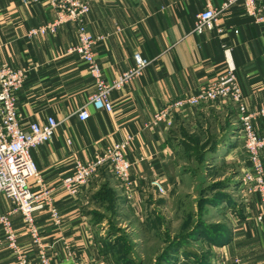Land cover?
I'll use <instances>...</instances> for the list:
<instances>
[{"label":"crops","instance_id":"obj_1","mask_svg":"<svg viewBox=\"0 0 264 264\" xmlns=\"http://www.w3.org/2000/svg\"><path fill=\"white\" fill-rule=\"evenodd\" d=\"M225 1L88 0L90 11L83 22L94 36L102 37L94 52L107 81L132 67L136 52L150 60L140 76L110 92L113 110L106 111L89 104L96 88L94 79L86 62L71 51L77 41V21L65 22L55 33L29 36L30 29L53 20L57 8L46 1L0 0L1 58L26 70L25 84L16 93L21 123H42L48 116L59 122L53 138L32 152L62 216L56 227L48 211L35 215L51 264H104L109 260L111 256L95 240V216L109 212L98 197L104 186L113 190L117 216L127 207L139 213L144 203L159 197L171 199L172 186L188 155L208 154L213 161L242 158L239 115L231 102L210 101L176 109L171 112L172 125H149L156 110L224 74L223 45L231 49L247 107H264V22H255L238 2L220 14L223 33L192 30L201 10L208 6L220 9ZM82 107L89 111L87 120L78 116ZM255 128L264 135V116L255 121ZM129 137L127 155L135 180L131 197L107 168L99 170L77 196L62 186L76 159L87 161L106 146ZM247 164L243 160V168ZM154 178L161 180L166 195H159L152 186ZM239 205L234 208L237 218L230 238L214 246L222 257L219 264H235L236 260L264 264V222L256 220L259 203L252 212L243 201ZM3 213L10 215L22 254L31 262L36 260L37 250L21 212L0 193ZM0 264H19L18 255L1 235Z\"/></svg>","mask_w":264,"mask_h":264},{"label":"built area","instance_id":"obj_2","mask_svg":"<svg viewBox=\"0 0 264 264\" xmlns=\"http://www.w3.org/2000/svg\"><path fill=\"white\" fill-rule=\"evenodd\" d=\"M22 1L27 4L46 1L57 8L56 17L30 29L29 36L55 33L65 22L77 21V41L71 51L76 52L86 62L94 79L96 88L89 97V104L98 110L112 111L110 92L140 76L150 63V60L136 52L133 55L134 65L109 82L104 78L102 67L94 52V45L102 37L94 36L83 22V17L90 11L88 0ZM238 2L255 22H264V0H226L220 9L208 6L201 10L197 14L193 32L203 34L207 30H217L223 33L224 28L219 22L220 14ZM223 49L226 62L224 74L201 86L196 92L178 97L167 106L156 110L149 125L158 126L163 122L168 126L172 125L171 112L176 109L194 108L210 101L233 103L238 111L243 147L248 158L242 177L243 183L248 191L258 196L256 220L264 222V135L259 134L255 128V121L264 116V107L255 110L247 107L231 49L226 45H223ZM25 80L26 70L5 62L0 54V193L8 196L21 212L36 247L37 259L31 262L22 254L17 232L8 213L0 214V235L18 255L19 264H51L47 244L39 232L35 215L48 211L56 227L60 226L62 216L53 198V189L45 183L32 152L53 138L59 122L53 116H48L42 123H21L16 93L24 86ZM78 116L81 120H87L90 117L88 109L80 108ZM131 139L129 137L116 141L87 161L76 159L71 172L63 177L62 186L69 194L77 196L99 170L107 168L113 172L127 196L131 197L135 187L131 173L132 161L127 155ZM68 142L70 143V140ZM151 184L159 195L167 193L159 178H154ZM65 248L70 250L68 242H65ZM235 264L242 263L236 260Z\"/></svg>","mask_w":264,"mask_h":264},{"label":"rangeland","instance_id":"obj_3","mask_svg":"<svg viewBox=\"0 0 264 264\" xmlns=\"http://www.w3.org/2000/svg\"><path fill=\"white\" fill-rule=\"evenodd\" d=\"M244 152L241 159L230 161L223 157L213 161L208 154L188 155L179 169L178 181L172 186L171 199L159 197L144 203L139 213L131 207L111 218L104 213V220L97 224L95 239L100 249L111 256L104 264H125L128 258V264H219L221 254L214 251L207 238L190 236L184 241L183 236L190 235L188 232L198 221L217 223V231L231 228L237 218L234 208L241 207L239 202L243 201L249 212L256 210L257 195L248 191L242 179L246 170L243 160H248L245 149ZM215 179L226 185L223 190L228 195L216 206L209 204V199L215 196L214 187L222 185H213ZM122 241H126L129 251L123 260L116 258L121 256L125 245L118 249L110 246ZM182 242L184 245L180 246Z\"/></svg>","mask_w":264,"mask_h":264},{"label":"trees","instance_id":"obj_4","mask_svg":"<svg viewBox=\"0 0 264 264\" xmlns=\"http://www.w3.org/2000/svg\"><path fill=\"white\" fill-rule=\"evenodd\" d=\"M200 156V155H199ZM221 183L222 185L220 187H214V193L215 196L213 198L209 199V204L211 205H219V202L221 201V199L223 198H228L227 193L224 192V188H225V184H223L221 181H217L216 183H214L213 185L219 184ZM112 189L107 185L104 186L98 193V197L101 201V204L106 205L107 209H108V217L111 218V216L115 215L118 212V205L117 202L115 200V197L112 193ZM221 197H219V196ZM217 196V197H216ZM223 196V197H222ZM106 215V214H105ZM104 214L99 213L97 216H95V219L97 220L96 225L101 223L104 220ZM217 223H212V224H207V223H203L201 224L200 221H198V223L192 227L193 229L191 231H189L188 233H191L190 235H185L183 236V240L185 241V239H189L191 238L190 236H193L192 238H207V240L214 246L217 245H222L223 243H225L231 236V230L230 228L226 227V229L222 230L221 228H219V230L217 231ZM185 232V230H183ZM126 241H122V242H116V244H111V248L113 249H118L119 247H122L121 245H125L122 248V252H121V256H119L116 259H124L125 257H127L128 255V247L126 248ZM184 245V243H180V246ZM102 252H105L103 250H101ZM106 254H109V252H105ZM110 255V254H109ZM122 259V260H123ZM128 263H129V258H128ZM125 263V264H128Z\"/></svg>","mask_w":264,"mask_h":264}]
</instances>
